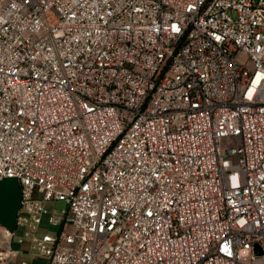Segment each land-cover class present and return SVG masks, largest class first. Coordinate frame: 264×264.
<instances>
[{
  "label": "built area",
  "instance_id": "2783aa9c",
  "mask_svg": "<svg viewBox=\"0 0 264 264\" xmlns=\"http://www.w3.org/2000/svg\"><path fill=\"white\" fill-rule=\"evenodd\" d=\"M4 178L1 262L264 264V0H0Z\"/></svg>",
  "mask_w": 264,
  "mask_h": 264
},
{
  "label": "water",
  "instance_id": "95a60500",
  "mask_svg": "<svg viewBox=\"0 0 264 264\" xmlns=\"http://www.w3.org/2000/svg\"><path fill=\"white\" fill-rule=\"evenodd\" d=\"M21 198V185L16 178L0 180V224L10 230L16 227ZM257 249H259L258 246Z\"/></svg>",
  "mask_w": 264,
  "mask_h": 264
},
{
  "label": "crops",
  "instance_id": "0c3cea01",
  "mask_svg": "<svg viewBox=\"0 0 264 264\" xmlns=\"http://www.w3.org/2000/svg\"><path fill=\"white\" fill-rule=\"evenodd\" d=\"M11 246L15 255L7 258L6 261H0V264H21L22 262L47 264L45 257L37 255L31 250L29 241L20 242L15 236L11 241Z\"/></svg>",
  "mask_w": 264,
  "mask_h": 264
},
{
  "label": "rangeland",
  "instance_id": "374dc122",
  "mask_svg": "<svg viewBox=\"0 0 264 264\" xmlns=\"http://www.w3.org/2000/svg\"><path fill=\"white\" fill-rule=\"evenodd\" d=\"M238 60L240 61V63L242 65H245L249 70H252V67H253L252 62H251V60H249V58L247 57L246 54H244V53L240 54ZM235 140H236V138L224 139L222 142V147L228 148L230 146H234L236 143ZM63 205H64V203L62 201H59L57 203V206H63ZM21 232H22V229L18 228L17 233L20 234Z\"/></svg>",
  "mask_w": 264,
  "mask_h": 264
}]
</instances>
